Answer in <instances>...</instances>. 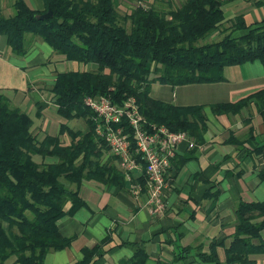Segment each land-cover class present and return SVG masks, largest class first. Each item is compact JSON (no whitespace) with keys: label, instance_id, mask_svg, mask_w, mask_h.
Segmentation results:
<instances>
[{"label":"trees","instance_id":"obj_1","mask_svg":"<svg viewBox=\"0 0 264 264\" xmlns=\"http://www.w3.org/2000/svg\"><path fill=\"white\" fill-rule=\"evenodd\" d=\"M232 1L236 0H181L167 10L136 3L122 14L116 0H42V11L24 0L12 1V13L0 15V34L12 55H27L33 45L29 39L36 37L66 61L92 64L95 69L59 73L49 88L55 113L66 121L83 120V133L60 125L56 136L38 141L29 131L27 115L0 94V264L10 258L11 264H44L47 253L69 246L73 237H62L55 222L84 206L77 195L82 181L123 186L114 158H104L107 149L95 139L92 113L83 105L85 97L103 96L115 105L132 97L147 122L184 132L193 144H200L205 132L202 107L154 100L149 97L150 85L212 83L221 78H211V69L253 61L261 64L264 73V18L248 23L242 13L225 17L222 6ZM243 1L264 6V0ZM47 9L51 16L38 19ZM215 32L223 34L206 41ZM250 102L264 117V87L235 103L209 108L213 115H234ZM262 127L264 133V121ZM63 134L69 138L65 146L59 140ZM233 143L238 146L237 141ZM33 156L41 162H34ZM44 158L54 161L43 163ZM259 178L264 180V174ZM232 213L233 230L224 247L223 264H248L249 256L264 254V200L238 201ZM107 242L104 237L94 247L82 248L74 264H96L107 251L102 248ZM222 245L211 241L207 252L199 247L179 248L172 262L193 251L200 263L219 264L214 248ZM147 257L136 248L125 264H145Z\"/></svg>","mask_w":264,"mask_h":264},{"label":"crops","instance_id":"obj_2","mask_svg":"<svg viewBox=\"0 0 264 264\" xmlns=\"http://www.w3.org/2000/svg\"><path fill=\"white\" fill-rule=\"evenodd\" d=\"M12 1L0 0V15L12 13ZM24 2L32 9L43 10L42 0ZM29 40L33 45L27 55L17 57L9 52L5 36L0 34V94L27 115L31 121L29 131L38 141L44 136H56L60 125L85 132L83 120L66 121L55 113L49 88L59 73L93 71L95 66L81 64L82 71H77L76 62L54 54L36 37ZM209 75L221 80L175 87L152 83L149 87L150 98L174 106H200L205 117L202 143L193 144L191 149L184 144L177 148L172 169L167 173V208L163 217L152 218L143 206L146 192L142 172L132 176L130 182L123 179L121 188L82 181L77 195L84 206L55 222L62 237L73 239L67 248L47 253L44 264H74L80 259L82 248H92L104 237L108 242L102 248L107 251L97 258L96 264H125L136 248L148 256L145 264H204L193 251L181 255L178 262L172 260L182 247H199L201 252H207L211 241L222 242V247H215L214 251L218 263H224L235 204L264 200V180L259 178V174H264V117L256 113L253 102L234 115H213L209 106L235 103L263 89L264 73L261 64L253 61L211 69ZM59 140L63 146L69 143L66 134ZM260 147L261 152H253ZM110 157L106 152L104 158ZM32 159L41 162L39 157ZM112 163L117 168L114 160ZM132 184L139 186L137 195L130 190ZM213 194L215 199L209 197ZM68 207L66 204L63 210ZM249 259L248 264H264V254L251 255ZM12 261L10 258L5 264Z\"/></svg>","mask_w":264,"mask_h":264},{"label":"built area","instance_id":"obj_3","mask_svg":"<svg viewBox=\"0 0 264 264\" xmlns=\"http://www.w3.org/2000/svg\"><path fill=\"white\" fill-rule=\"evenodd\" d=\"M83 105L92 113L95 139L114 158L123 179L130 182L132 176L142 172L146 192L143 206L148 215L163 217L167 208V173L172 169L177 148L184 144L191 149L193 143L184 132L147 122L132 97L125 98L120 105L103 96L85 97ZM130 190L137 195L139 186L132 184Z\"/></svg>","mask_w":264,"mask_h":264},{"label":"rangeland","instance_id":"obj_4","mask_svg":"<svg viewBox=\"0 0 264 264\" xmlns=\"http://www.w3.org/2000/svg\"><path fill=\"white\" fill-rule=\"evenodd\" d=\"M140 2L139 4L147 7L149 5H154L157 8H161L163 10H167L168 8L176 7L181 0H116L117 6L116 9L120 14L124 12H128L129 8L131 6H134V4ZM223 12L225 17H228L230 15L236 14V13H242L244 20L246 22H251L255 18L258 17V19L264 17V6L254 7V5L251 4V2L243 1V0H236L229 3H226L222 6ZM253 18V19H252ZM126 27H128V23H126ZM223 33H214L212 36H209L206 38L207 40L210 39H218L222 36ZM77 66H79L77 71L80 70L82 65L76 63ZM92 64H88V68L92 67ZM90 71V70H89ZM160 85V84H159ZM157 85V86H159ZM37 157V156H35ZM67 187H72V185L66 184Z\"/></svg>","mask_w":264,"mask_h":264},{"label":"water","instance_id":"obj_5","mask_svg":"<svg viewBox=\"0 0 264 264\" xmlns=\"http://www.w3.org/2000/svg\"><path fill=\"white\" fill-rule=\"evenodd\" d=\"M50 16H51V12H50L49 9H47L45 12L39 14V15L37 16V18H38V19H45V18H48V17H50Z\"/></svg>","mask_w":264,"mask_h":264}]
</instances>
